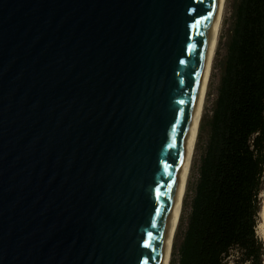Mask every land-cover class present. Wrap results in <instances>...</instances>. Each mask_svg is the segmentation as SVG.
<instances>
[{"label": "water", "instance_id": "95a60500", "mask_svg": "<svg viewBox=\"0 0 264 264\" xmlns=\"http://www.w3.org/2000/svg\"><path fill=\"white\" fill-rule=\"evenodd\" d=\"M216 0H0V264H162Z\"/></svg>", "mask_w": 264, "mask_h": 264}, {"label": "trees", "instance_id": "16d2710c", "mask_svg": "<svg viewBox=\"0 0 264 264\" xmlns=\"http://www.w3.org/2000/svg\"><path fill=\"white\" fill-rule=\"evenodd\" d=\"M235 2L214 106L199 125L197 177L187 185L169 264H224L233 250L243 264L264 261L256 235L264 185V0Z\"/></svg>", "mask_w": 264, "mask_h": 264}, {"label": "bare ground", "instance_id": "6f19581e", "mask_svg": "<svg viewBox=\"0 0 264 264\" xmlns=\"http://www.w3.org/2000/svg\"><path fill=\"white\" fill-rule=\"evenodd\" d=\"M225 3L226 0H216L214 6L210 44L208 46L206 56L202 63L200 80L196 92L194 110L192 114L190 128L187 135V141L184 147V163L179 178L177 179L176 188H175L176 194L174 197L172 209L168 220L167 246L164 252L162 264H169L171 258L172 245H173L174 237L176 236L175 235L177 228L176 226L179 220V214L182 208L181 206L184 201V196L186 194L187 185L189 182L188 180L192 169L193 158H194L198 132H199V125L203 115L207 89L209 88L208 84H209L210 76L212 74L211 72H212L215 52L217 50L216 48L220 37V31L225 13ZM262 197H263L262 208L259 213V217H260L259 229L261 231L260 233L264 241V191L262 192Z\"/></svg>", "mask_w": 264, "mask_h": 264}, {"label": "rangeland", "instance_id": "374dc122", "mask_svg": "<svg viewBox=\"0 0 264 264\" xmlns=\"http://www.w3.org/2000/svg\"><path fill=\"white\" fill-rule=\"evenodd\" d=\"M236 0H226L225 3V13H224V18H223V22H222V27H221V31H220V37H219V41H218V45H217V50L215 52V57H214V62H213V67H212V74L210 76V80H209V84H208V89H207V94H206V100H205V105H204V110H203V115H209L213 106H214V102H215V98H216V93H217V88L219 85V80L221 77V69H222V62H223V57L225 55V44H226V38H227V34H228V30L230 28L231 22H232V13H233V9H234V4ZM202 115V116H203ZM199 156H200V150H196L195 149V153H194V158H193V164H192V169L190 172V176H189V182L194 183L195 182V178L197 177L196 174V169L198 166V161H199ZM188 182V184H189ZM188 189V188H187ZM264 191V185H263V190ZM262 192L259 196L260 199V210L262 208V201H263V197H262ZM186 194H187V190H186ZM186 194L184 196V201H185V197ZM192 196V195H189ZM188 196V197H189ZM190 197L187 198V203H189ZM183 201V203H184ZM182 203V208L179 214V218L182 215V211H183V204ZM189 204H187V206L185 207V210H189ZM259 223H260V217L257 223V227H256V235L258 237V239L263 243L264 245V241L263 238L261 236V231L259 229ZM179 224V220L177 222V226ZM176 226V227H177ZM177 229V228H176ZM224 264H243L241 263V257H240V253L237 250H233L230 252V255L227 257V259L224 261ZM264 264V261H263Z\"/></svg>", "mask_w": 264, "mask_h": 264}]
</instances>
